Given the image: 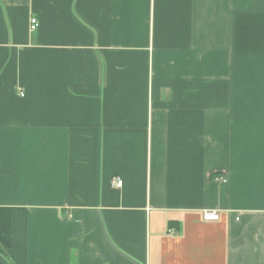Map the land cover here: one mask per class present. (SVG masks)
I'll list each match as a JSON object with an SVG mask.
<instances>
[{
    "label": "crops",
    "instance_id": "obj_1",
    "mask_svg": "<svg viewBox=\"0 0 264 264\" xmlns=\"http://www.w3.org/2000/svg\"><path fill=\"white\" fill-rule=\"evenodd\" d=\"M0 264H264V0H0Z\"/></svg>",
    "mask_w": 264,
    "mask_h": 264
},
{
    "label": "built area",
    "instance_id": "obj_2",
    "mask_svg": "<svg viewBox=\"0 0 264 264\" xmlns=\"http://www.w3.org/2000/svg\"><path fill=\"white\" fill-rule=\"evenodd\" d=\"M38 26V19L36 17H32L30 20V29L35 30ZM223 180H225L223 178ZM114 183L118 186H121L123 183V180L120 178L114 179ZM203 218L205 220H218L220 218V213L215 210H205L203 212Z\"/></svg>",
    "mask_w": 264,
    "mask_h": 264
}]
</instances>
